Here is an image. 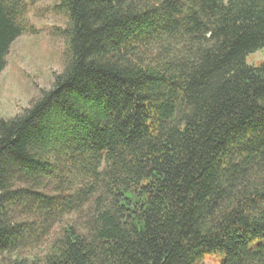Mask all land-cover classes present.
<instances>
[{"label":"trees","instance_id":"16d2710c","mask_svg":"<svg viewBox=\"0 0 264 264\" xmlns=\"http://www.w3.org/2000/svg\"><path fill=\"white\" fill-rule=\"evenodd\" d=\"M40 0H0V75ZM65 66L0 117V264H264V0H60Z\"/></svg>","mask_w":264,"mask_h":264},{"label":"rangeland","instance_id":"374dc122","mask_svg":"<svg viewBox=\"0 0 264 264\" xmlns=\"http://www.w3.org/2000/svg\"><path fill=\"white\" fill-rule=\"evenodd\" d=\"M59 4L60 0H40L30 14L36 32L24 34L12 44L0 75V117L9 119L21 113L63 71L68 42L60 29L68 26L69 18L58 9ZM263 62L264 49L247 56L249 65ZM224 259L208 257L205 264H222Z\"/></svg>","mask_w":264,"mask_h":264}]
</instances>
